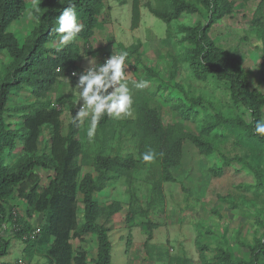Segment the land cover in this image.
<instances>
[{"label":"rangeland","instance_id":"374dc122","mask_svg":"<svg viewBox=\"0 0 264 264\" xmlns=\"http://www.w3.org/2000/svg\"><path fill=\"white\" fill-rule=\"evenodd\" d=\"M258 1L233 0L232 12L219 19L209 33L218 46L240 60L250 87L264 92V52L255 44L264 36V5L259 14L254 12ZM170 3L171 0H104L92 38L88 42L73 39L79 45L80 55L79 70L73 72L76 75L58 76L39 100L60 110L59 133L65 135L71 116L69 104L77 109L82 106V102L77 103L79 94L75 88L79 74L89 66L88 62L102 64L108 56L126 50L129 55L125 62V80L133 95L132 115L111 119L104 129L98 127L92 140L86 134L90 120L85 118L76 136L81 144L79 177L85 173L96 175L93 165L96 154L132 156L137 160L136 167L111 176L104 189L95 194L100 205L112 201L121 204V209L109 222L112 264H168L171 258L181 256L189 257L190 264H227L221 251L228 252L233 259L248 260L253 236L264 235V183L244 163H251L264 173V153L234 145L233 134L219 122V116H240L249 120L248 112L229 99L226 82L213 77L196 80L184 63L179 64L174 77L170 76L172 61L178 60L188 45L183 41L180 27L200 24L206 19L204 12L182 13L165 23L151 12V9H160ZM34 4L38 7L39 0H26L23 13L8 27L21 43L28 39L36 23ZM259 17L261 21L255 22ZM58 41L48 46L58 47ZM9 60L8 53L0 51V75ZM134 79L147 80L148 87L144 90L133 88L131 81ZM36 99L27 88L10 90L5 113L10 127L20 126L21 112L17 109L30 103L38 105ZM138 104L155 108L164 126L178 125L183 131L197 133L205 122L215 123L212 132L222 131L226 137L218 136L214 141L216 151L209 155L199 153L186 140L179 164L171 169L175 181H165L161 177L159 160L150 164L139 160ZM189 106L195 110L186 117L182 111ZM262 115L264 119V107ZM50 133V128L43 127L38 142L40 153L48 152ZM23 154L21 141H18L5 155V163L11 166ZM220 167L222 174L214 175ZM36 171L41 181H45L49 171ZM77 199L81 220L79 194ZM11 205L17 215H25V204L16 192L7 207ZM40 221L38 213L29 218L33 227ZM147 221L158 223V226L151 229L152 237L144 247ZM0 235L10 244L8 254L0 257L7 262L2 263L49 264L44 247L34 251L31 257L26 255L24 244L12 237L11 220L7 217L0 223ZM72 245L75 252L85 253L87 264H94L97 249L94 234H85L81 240L74 238Z\"/></svg>","mask_w":264,"mask_h":264},{"label":"trees","instance_id":"16d2710c","mask_svg":"<svg viewBox=\"0 0 264 264\" xmlns=\"http://www.w3.org/2000/svg\"><path fill=\"white\" fill-rule=\"evenodd\" d=\"M26 0H0V51H6L10 58L0 75V223L11 220L12 237L24 244V251L31 257L34 251L45 248L49 264H87L86 255L74 251L72 240H81L85 234H94L97 243L94 264H112V242L110 239V219L121 209L119 201L100 205L95 194L106 186L111 176L130 170L137 165L132 156L96 154L93 165L96 175L85 173L79 177L81 144L77 139L79 127L68 123L65 135H60L59 109L40 101L52 87L58 76H71L79 70V45L73 40L64 46L51 47L49 43L60 38L53 29L62 10L74 3L78 21L83 24L82 31L75 37L88 42L104 0H39L33 9L36 23L28 39L21 43L17 36L8 30L9 25L20 17L25 9ZM264 0H259L255 14H259ZM234 8L233 0H171L169 6L151 9L153 15L165 23L177 19L182 13L199 14L204 12L206 19L196 25L181 26L183 41L188 45L179 59L172 61L170 76L174 77L179 64L187 65L196 80L205 81L213 77L227 83L229 99L235 105L242 106L249 115L246 121L240 116L222 117L219 122L233 134V144L248 146L264 153V137L254 133V125L262 119L264 92L251 88L245 68L237 57L218 46L210 36L211 27L221 18L229 15ZM137 7H134V12ZM259 23L261 17L255 18ZM264 41V36L262 37ZM264 52V47H262ZM27 88L39 102L20 106V126L10 127L6 121V105L10 90ZM193 107L183 108L184 116H189ZM78 109L69 104L70 115ZM112 118L104 116L99 128L104 129ZM90 120V118H89ZM138 154L149 150L156 153L159 160L161 177L165 181H175L171 169L180 162L183 145L189 140L199 153L209 155L216 151L215 140L225 138L226 134L213 131L216 124L205 122L197 133L183 131L178 125L164 126L157 110L145 104L137 106ZM43 127L51 129L48 138V152H39L38 142L42 137ZM213 127V128H212ZM215 135H210V134ZM21 141L23 156L13 165L5 163V155ZM261 183V173L251 163H244ZM37 169L49 171L45 181H41ZM222 167L214 175H221ZM111 174V175H110ZM17 193L25 204V215L13 212V206L7 207L9 199ZM82 204L81 220L78 218L77 195ZM8 208V209H7ZM41 214V223L33 227L29 222L32 214ZM129 221V216L126 217ZM158 223L146 222L147 235L143 246L146 247L152 237L151 229ZM34 231H37L34 233ZM129 246V240L127 239ZM9 240L0 235V257L8 254ZM248 260L233 259L226 251L221 255L227 264H264V235H254L249 246ZM4 264V263H0ZM168 264H190V258L181 256L171 258Z\"/></svg>","mask_w":264,"mask_h":264},{"label":"clouds","instance_id":"9594fccd","mask_svg":"<svg viewBox=\"0 0 264 264\" xmlns=\"http://www.w3.org/2000/svg\"><path fill=\"white\" fill-rule=\"evenodd\" d=\"M35 8L36 5L34 4ZM55 33L60 34L58 50L72 41L83 29V24L78 21L74 3H69L56 20ZM256 46L264 47V41H256ZM129 53L121 50L118 54L108 56L103 63L88 62L89 66L79 74L75 88L79 94L77 103H81L76 114L70 116L69 123L77 127L85 118H90L87 128V137L92 140L101 119L108 116L112 119H122L132 115L133 95L125 80L126 60ZM76 75V73H73ZM148 81L144 79L132 80V87L144 90L148 87ZM111 89V91H109ZM254 133L264 137V119L257 120L254 125ZM145 164L152 163L156 153L152 150L140 154Z\"/></svg>","mask_w":264,"mask_h":264},{"label":"built area","instance_id":"2783aa9c","mask_svg":"<svg viewBox=\"0 0 264 264\" xmlns=\"http://www.w3.org/2000/svg\"><path fill=\"white\" fill-rule=\"evenodd\" d=\"M115 54H118V53H114L113 55H115ZM37 231H34V233H36ZM19 263L21 264L22 262L21 261H19Z\"/></svg>","mask_w":264,"mask_h":264},{"label":"crops","instance_id":"0c3cea01","mask_svg":"<svg viewBox=\"0 0 264 264\" xmlns=\"http://www.w3.org/2000/svg\"><path fill=\"white\" fill-rule=\"evenodd\" d=\"M0 262L2 263V262H7V261H1V260H0Z\"/></svg>","mask_w":264,"mask_h":264}]
</instances>
